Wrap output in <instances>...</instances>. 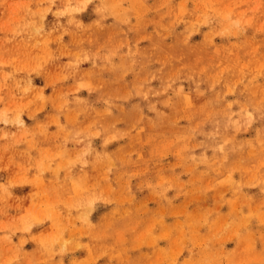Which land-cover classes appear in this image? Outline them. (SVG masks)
Instances as JSON below:
<instances>
[{
    "label": "rangeland",
    "instance_id": "rangeland-1",
    "mask_svg": "<svg viewBox=\"0 0 264 264\" xmlns=\"http://www.w3.org/2000/svg\"><path fill=\"white\" fill-rule=\"evenodd\" d=\"M0 264H264V0H0Z\"/></svg>",
    "mask_w": 264,
    "mask_h": 264
}]
</instances>
